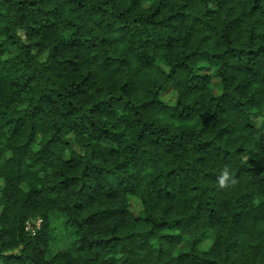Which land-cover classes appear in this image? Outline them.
<instances>
[{"label": "trees", "instance_id": "16d2710c", "mask_svg": "<svg viewBox=\"0 0 264 264\" xmlns=\"http://www.w3.org/2000/svg\"><path fill=\"white\" fill-rule=\"evenodd\" d=\"M0 264H264V0H0Z\"/></svg>", "mask_w": 264, "mask_h": 264}, {"label": "rangeland", "instance_id": "374dc122", "mask_svg": "<svg viewBox=\"0 0 264 264\" xmlns=\"http://www.w3.org/2000/svg\"><path fill=\"white\" fill-rule=\"evenodd\" d=\"M164 68H166V66L163 64L162 65ZM210 70H212V67H210L209 65H208V67H205V68H203L202 69V67H201V69H200V71L201 72H209ZM212 72V71H211ZM210 84H211V86H212V88H213V90H214V92H219L220 91V85H219V83H218V78L217 77H214V76H212L211 78H210ZM175 93L171 90V88L169 87V86H167L161 93H160V97L166 102V103H172V102H174V100H175ZM250 119L251 120H253V121H256V119H257V116L256 115H254V114H251L250 115ZM254 123V122H253ZM256 123V122H255ZM250 156V154H248V153H245L244 154V157H249ZM128 206H129V208H130V210L131 211H133V213L135 214V215H140V206H139V204L138 203H136V202H134V201H129V203H128Z\"/></svg>", "mask_w": 264, "mask_h": 264}]
</instances>
